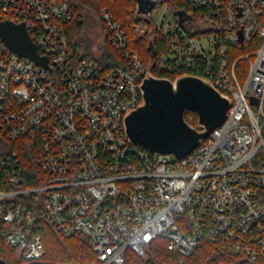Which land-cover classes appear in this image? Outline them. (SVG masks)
<instances>
[{
    "label": "built area",
    "instance_id": "1",
    "mask_svg": "<svg viewBox=\"0 0 264 264\" xmlns=\"http://www.w3.org/2000/svg\"><path fill=\"white\" fill-rule=\"evenodd\" d=\"M187 1L218 17L183 26L163 11L157 24L169 47L159 68L179 76L203 65L232 103L226 120L179 159L126 135L148 67L111 11L100 17L124 65L107 68L71 50L60 29L72 18L70 0H0V19L25 22L51 67L0 40V235L19 259L42 258L46 220L65 237L86 236L92 264H124L128 249L147 256L159 239L182 260L204 238L264 264V0ZM246 44L256 48L229 59L230 46ZM240 59L248 64L242 79ZM37 134L46 176L35 173L39 182L28 185L9 142Z\"/></svg>",
    "mask_w": 264,
    "mask_h": 264
},
{
    "label": "trees",
    "instance_id": "2",
    "mask_svg": "<svg viewBox=\"0 0 264 264\" xmlns=\"http://www.w3.org/2000/svg\"><path fill=\"white\" fill-rule=\"evenodd\" d=\"M47 1H63V0H47ZM87 7L94 12L100 14L103 8L111 11L120 23L127 35L129 46L136 50L145 64L151 60L148 47L153 41L155 54L152 72L158 76L169 77L175 79L176 73H168L166 70L159 68L161 57L168 52L169 37L164 34L162 29L154 21L152 16L150 21L136 19V1L135 0H70L72 5V18L60 23V29L68 39L71 50L77 57H93L105 64L107 68H113L124 65L123 58L117 54L112 48L104 23L105 40L107 50L104 54L98 56L85 51L82 31L84 20L79 10L77 11L76 2ZM170 14L175 21L186 26L187 20L201 21L203 19H217V13L211 6H200L189 3L187 0H165ZM178 10L185 11L183 20L181 21ZM102 21V20H101ZM141 25H146L147 29L144 34L139 35L137 31ZM147 33V34H146ZM149 35V36H148ZM256 47H249L248 44L240 49L238 46H230L228 57L234 61L237 56L245 51H252ZM85 49V50H84ZM200 62V61H199ZM202 63V61H201ZM203 65L189 66L181 74H193L203 77V71L199 68ZM237 72L242 79L247 71L248 64L245 60H238L236 63ZM186 119L192 125H197V114L192 110H187ZM10 147L19 152L21 159L27 166L28 178L27 184L38 183L35 180V173L40 174L43 179L46 175L38 168L36 158L40 155L41 142L40 134L27 135L18 140L10 141ZM41 177V178H42ZM41 233L45 252L41 259L37 261H29V264H92L96 255L88 238L82 234H75L70 237L63 236L56 227L50 222L44 220L42 222ZM0 257L8 264L25 263L26 261L19 259L17 251L8 245L5 239L0 235ZM124 264H261L250 258H243L240 254H234L218 244L204 238L194 252L180 260V256L176 251L169 250L164 239H159L151 245L147 256H138L132 250H126V262Z\"/></svg>",
    "mask_w": 264,
    "mask_h": 264
},
{
    "label": "water",
    "instance_id": "3",
    "mask_svg": "<svg viewBox=\"0 0 264 264\" xmlns=\"http://www.w3.org/2000/svg\"><path fill=\"white\" fill-rule=\"evenodd\" d=\"M136 19L150 21L153 10L165 0H135ZM180 20L185 11L176 12ZM0 40L13 51L51 69L48 57L39 52L25 22L0 19ZM242 42V36L240 37ZM151 60L140 88L143 102L129 110L124 118L129 140L156 154H173L181 159L198 147L204 138L227 118L231 98L217 89L207 78L182 74L175 79L155 75V48L151 41ZM252 100H255L252 97ZM187 110L196 112L197 125L186 119ZM0 264H8L0 257Z\"/></svg>",
    "mask_w": 264,
    "mask_h": 264
},
{
    "label": "rangeland",
    "instance_id": "4",
    "mask_svg": "<svg viewBox=\"0 0 264 264\" xmlns=\"http://www.w3.org/2000/svg\"><path fill=\"white\" fill-rule=\"evenodd\" d=\"M76 2V1H75ZM77 11L79 10L80 14L83 17L84 25L82 31L83 46L86 48L85 51L92 53L91 55L100 56L104 54L107 50L106 40H105V31L102 25L100 14L94 12L93 10L80 5L76 2ZM165 11L167 14L164 16L165 19L170 17L169 9L166 5L160 4L157 6L153 12L152 16L155 22H160L161 14ZM193 24V23H192ZM196 28V27H195ZM147 29L146 25H141L138 28L140 35L144 34ZM147 34V33H146ZM149 36V35H148ZM19 264H29L28 262L19 263Z\"/></svg>",
    "mask_w": 264,
    "mask_h": 264
}]
</instances>
